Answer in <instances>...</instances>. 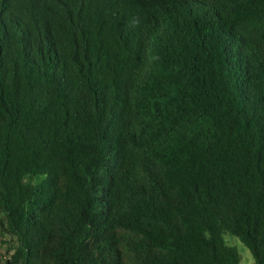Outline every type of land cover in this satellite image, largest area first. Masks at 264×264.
I'll list each match as a JSON object with an SVG mask.
<instances>
[{"label":"trees","instance_id":"16d2710c","mask_svg":"<svg viewBox=\"0 0 264 264\" xmlns=\"http://www.w3.org/2000/svg\"><path fill=\"white\" fill-rule=\"evenodd\" d=\"M264 264V0H0V264Z\"/></svg>","mask_w":264,"mask_h":264},{"label":"rangeland","instance_id":"374dc122","mask_svg":"<svg viewBox=\"0 0 264 264\" xmlns=\"http://www.w3.org/2000/svg\"><path fill=\"white\" fill-rule=\"evenodd\" d=\"M225 238L230 245L237 248L240 255V264H255V259L251 250L238 237L226 234ZM5 251V247L0 245V254L2 256H5Z\"/></svg>","mask_w":264,"mask_h":264}]
</instances>
